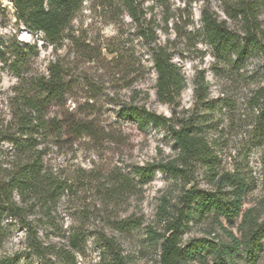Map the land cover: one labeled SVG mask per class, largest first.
Masks as SVG:
<instances>
[{
    "label": "rangeland",
    "instance_id": "374dc122",
    "mask_svg": "<svg viewBox=\"0 0 264 264\" xmlns=\"http://www.w3.org/2000/svg\"><path fill=\"white\" fill-rule=\"evenodd\" d=\"M138 1L145 11L142 23L105 0H84L55 46L44 32L24 25L12 0H0V127L13 130L23 93L52 62L63 65L69 83L66 94L45 108L46 119H57L62 133L51 131L39 141L49 195L28 215L53 252L38 256L26 249V228L8 217L10 232L0 254L17 253L12 264H110L109 240L130 264H160L163 236L172 233L167 227L185 209V192L194 186L231 191L223 175L247 181L240 214L231 221L211 212L196 216L181 232L182 245L241 239L245 215L264 222V114L258 92L264 84V53L218 54L201 21L208 8L242 36V20L226 15L225 3L234 0ZM257 1L264 46V0ZM150 30L154 39L143 35ZM156 43L167 47L185 76L181 95L168 103L157 96ZM15 59L23 61L21 76L10 67ZM131 105L172 117L176 127H201L199 135L216 158L214 168L181 156L165 129L142 128L135 118L122 116L123 107ZM78 123L88 132L73 131ZM12 147L5 141L0 145L7 161L16 158ZM168 162L178 164L183 174L158 167L150 178L134 172L137 166ZM74 234L80 236L78 248L70 244ZM65 251L72 255L65 258ZM234 259V264H264V240L255 262L245 253ZM183 264L219 261L205 249Z\"/></svg>",
    "mask_w": 264,
    "mask_h": 264
},
{
    "label": "trees",
    "instance_id": "16d2710c",
    "mask_svg": "<svg viewBox=\"0 0 264 264\" xmlns=\"http://www.w3.org/2000/svg\"><path fill=\"white\" fill-rule=\"evenodd\" d=\"M83 1L12 0L18 18L24 25L30 30L44 32L47 40L55 46L65 38V31L74 20ZM105 3L126 11L136 23H142L145 11L138 0H105ZM225 4L226 15L229 18L242 20L244 34L240 36L230 30L226 19H219L217 14L205 8L202 11L201 21L204 35L213 49L218 54L228 51L238 56H245L252 49L264 53V46L259 39L261 25L258 1L234 0L231 4ZM143 35L154 39L155 33L150 30ZM152 57L157 72V96L163 102H171L176 96L181 95L186 84L185 76L179 65L172 59V54L166 46L156 43L152 47ZM23 66V61L18 59L10 64L11 69L18 76L23 74ZM35 83L32 89L23 93V107L19 109L13 130L11 127H0V145L3 141L11 143L16 157L13 161H7L4 158V150L0 148V252L10 232V227L7 226L9 224L5 223V219L11 217L12 221L26 228V249L38 256H46L49 252H53L52 244L45 243L35 224L36 220H29L28 215L36 203L40 201L45 203L48 200L46 196L49 195L47 187L50 181L44 168L43 151L38 149L39 141L41 138H47L51 131L62 133V127L59 126L57 119L51 121L46 119L45 108L49 101L66 94L69 83L65 79V70L60 62H52L48 66V73ZM258 92L262 98L261 112L264 114V84ZM122 116L135 118L142 128L153 126L165 129L174 138L181 156L204 161L214 168L212 165L216 159L215 155L205 138L199 135L201 127L196 124L176 127L172 123V117L138 105L123 107ZM72 129L76 132L78 130L88 132L89 127L78 123L73 125ZM156 167L178 176L184 172L174 162L159 163L158 166L154 164L137 166L134 172L141 178H150ZM223 176V183L231 186V191L220 189L209 191L194 186L185 192V209H182L167 227V230L172 233L169 236H163L160 264H183L205 249L216 256L219 264H234L235 256L244 253L252 262L258 259L263 248L264 222L253 221L248 215L244 218L246 232L241 239L233 237L231 243L220 245H213L202 240L187 246L181 243V232L184 226L196 216L201 217L211 212L231 221L240 214L243 197L248 187L247 181L235 175ZM46 217L50 221L54 219L49 212L46 213ZM79 240L78 234L72 235L71 246L78 248ZM107 245L113 253L110 264H130L112 241H107ZM65 252L63 254L65 258L72 255L70 251ZM16 256H18L17 253L0 254V264H12Z\"/></svg>",
    "mask_w": 264,
    "mask_h": 264
}]
</instances>
